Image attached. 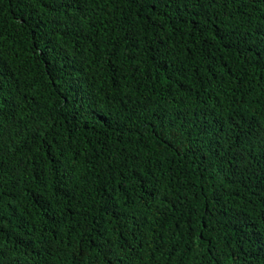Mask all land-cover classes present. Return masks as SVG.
I'll use <instances>...</instances> for the list:
<instances>
[{"label": "trees", "instance_id": "trees-1", "mask_svg": "<svg viewBox=\"0 0 264 264\" xmlns=\"http://www.w3.org/2000/svg\"><path fill=\"white\" fill-rule=\"evenodd\" d=\"M0 264H264V0H0Z\"/></svg>", "mask_w": 264, "mask_h": 264}]
</instances>
